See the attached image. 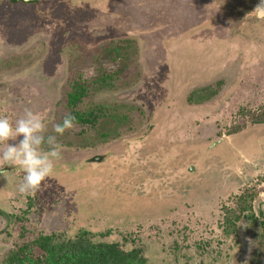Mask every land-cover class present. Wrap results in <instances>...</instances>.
Returning a JSON list of instances; mask_svg holds the SVG:
<instances>
[{
  "label": "rangeland",
  "instance_id": "rangeland-1",
  "mask_svg": "<svg viewBox=\"0 0 264 264\" xmlns=\"http://www.w3.org/2000/svg\"><path fill=\"white\" fill-rule=\"evenodd\" d=\"M52 1L46 0L41 7L29 6L31 12L37 8L38 14H27L28 20L23 13L15 17L10 10L8 16L0 15V116L19 118L28 108L44 120L46 134H54L52 125L69 114L65 106L73 77L86 94L79 112H92L97 120L93 125L74 124L71 130L57 136L63 149L74 152V160L69 150L62 149L61 158L54 161L53 171L47 177L55 180L47 181L48 194L44 191L43 198L48 204L50 192L57 191L61 200L63 191L56 187L71 186L74 174L86 169L84 164L97 169L95 175L100 176V169L111 161L110 157L116 160L123 153L117 159L115 175L110 170L109 182L113 183L115 177L121 179L118 186L111 183L100 189L98 185L91 186L94 182L88 183V195L84 190L77 196L70 193L71 202L74 195L75 203L63 206L66 213L58 206L55 213L43 207L36 190L22 194L21 200L19 196L11 199L12 207L5 206L0 198L4 211L13 213L7 222L0 218V232L4 230L0 236V264H8L6 257L11 250L42 236H53L55 243L85 238L95 244H117L126 252L140 250L145 264H264L263 206L258 199L255 209L242 208L243 200L251 192H264V178L259 176L262 164L257 163L254 172L226 178L228 171H237L249 159L245 155H259V146L247 137L206 150L248 125L249 110H254V117L262 119L264 115V63L253 65L251 73L249 66L239 70L237 64L223 73L218 67L225 62L206 48L208 41L214 50L221 49L222 56L238 54L228 45L233 32L228 19L237 23L238 18L226 17L217 26L216 0H146L143 4L142 0H107L105 4L99 0H75L73 4ZM61 2L64 4L60 5ZM45 3L52 4L53 9L49 10L52 5L44 7ZM93 5L108 12L104 20L100 21V9ZM16 6L12 7L23 8ZM57 6L59 9L55 10ZM167 8L173 9L172 16L161 19L164 15L160 10ZM226 12L229 13L227 9ZM67 14L71 15L74 27L83 20L81 14L89 15L91 22H95L89 24V20L84 24L87 32L81 28L67 32ZM254 17L246 27L252 29L258 23L264 32V20L256 22ZM6 21L7 28L3 26ZM207 24L219 28L217 38ZM60 27L64 30L56 36L54 29ZM136 35L139 38L132 40ZM259 37L264 38V33ZM251 42L257 46L254 40ZM198 44H202L201 49L205 45L202 51L191 49ZM240 72L238 89L242 94L229 95L230 74L239 76ZM3 76L8 79L4 81ZM209 82L212 85H204ZM248 87L252 93H247ZM216 90L219 92L213 97ZM248 106L254 109H247ZM148 142L151 149L156 143V150L160 144L170 145V155H178L175 162H184L198 145L194 162L200 169L195 174L202 180L197 184L190 180L188 184L185 177L180 179L182 174L169 173L166 181L171 185H166L165 173L156 170L161 178L154 175L147 183L156 191L144 196L142 193L148 190L141 191L138 184L147 180L148 173L141 164L148 156L136 157L135 151ZM175 144L180 147L173 150ZM233 150L240 152L225 167L224 158L230 157ZM96 157L106 160L100 166L92 165L89 161ZM125 161L128 168L124 167ZM260 161H264V155ZM16 167L14 171L19 175ZM123 170H127V175H123ZM215 180L220 189L212 195L211 188L217 186L208 184L209 188L206 181ZM13 183L14 180L11 187L17 189ZM160 197H164L165 203L157 204ZM140 199L150 200V206ZM178 202L180 205H176ZM173 203L174 212L170 214ZM255 216L259 218L256 220Z\"/></svg>",
  "mask_w": 264,
  "mask_h": 264
},
{
  "label": "flooded vegetation",
  "instance_id": "flooded-vegetation-1",
  "mask_svg": "<svg viewBox=\"0 0 264 264\" xmlns=\"http://www.w3.org/2000/svg\"><path fill=\"white\" fill-rule=\"evenodd\" d=\"M57 1L58 0H56V2ZM99 1L101 3H103V4H105V2L107 0H99ZM133 1H136V0H133ZM137 1L139 3V0H137ZM145 1L146 0H142V3H140V4H143V2L145 3ZM44 2H46V0H37V1H34V2H26L25 0H0V9L2 10V11H0V15L3 13L2 16H5V15L8 16V13H9V10H10L11 11L10 12L11 14H13V15L15 14L16 15L15 17H17V15L23 13L24 14V17H26V19L28 20V16H26L27 14H30V15L31 14H38V13H35V12H37V10H36L37 8L36 9H33L34 12H31L29 6L41 7L42 6L41 4H43ZM56 2H55V0H53L52 1V4L53 3H56ZM68 2H70L71 4H73L76 1L75 0H65L64 1V3H66V4ZM259 2H260V0H216V2H215L216 8H217L216 10H217V12L219 14L218 19H216V21L218 22L217 23V26L222 23V20L225 21L226 17L231 18L232 16H234V17L238 18V22L237 23L236 22H231V20L228 19V21H229L228 22V27L231 28V29H233V32L230 35V40H228V42H229L228 45L231 46L233 48V50L235 52H237L238 54L234 53V55H231V56L230 55H228V56H222L220 54L221 49L220 50H214L213 47L211 45H209L210 43L208 41L206 42L207 45L205 43L206 48L208 50L210 49V51L215 52L216 58L220 59L219 61H224L225 62V65H223L222 67H218L220 70H222L223 73H225L231 66H235L236 64L238 65L239 70L240 69L241 70H246V68H248V66H249V71L251 73V68L253 67V65H258V64H263L264 63V38H260V37L257 38L258 35H263V33H264V32H262L261 25L257 23V24H255L256 26L254 28H252V29L246 27V23L247 22L248 23H251V21H252V20H249V19L252 16H255V13L252 12V11L259 4ZM62 3L63 2H61L60 5ZM151 3H152V0H151ZM169 3H172V1H170ZM17 4L22 5L23 8L21 9V8H13L12 7V6H16ZM50 6H49L48 3H45V6L44 7L48 8ZM93 6L100 9V14H99L100 21L104 20L105 17H107L108 12L106 10L102 9L103 7H99L98 5H93ZM16 7H18V6H16ZM52 9H53V5H52V7L49 10H52ZM56 9H59V7L57 6L55 8V10ZM226 9L229 11L228 14H231V16H229L227 14ZM40 10H42V9H40ZM69 11H70V9L68 10V12ZM160 12H161L162 15H164V16H162L161 19H163L165 17H169L170 18L172 16V14H173V9H168L167 8V9L164 10L165 13L161 9ZM48 13H49V11H48ZM141 14L142 13H140L139 15H141ZM139 15H138V17L140 18ZM70 16L71 15H68L67 14V17H65L66 18V21H67V27H66L67 28V30H66L67 32H70V31L73 32V28L74 29L81 28V29H84L85 32H87V29L88 28L86 29V27H84V24H85V26L88 24V22L90 20L89 15L88 16H85L84 14H81V16H83L84 18H83V20L81 19V23L79 25H77L76 27H74L73 24H72L73 22L70 21ZM4 18L6 20V17H4ZM110 19L113 20L114 17H112ZM254 20H256V22H257L260 19H257L256 16H255L254 17ZM262 20H264V19H262ZM1 21H2V19L0 20V24H1ZM206 21L209 22V20H206ZM56 22L59 23L58 21H56ZM93 22H95V21H93ZM93 22H91V20H90L89 24H92ZM8 25H9L8 24V21H6L3 24V26H5V28H7ZM207 25H209V24H207ZM0 26L2 28V24ZM100 26H102V23H101ZM216 27H211L209 29V30L213 31V33L215 35V38L218 37V30L217 29H219V28H216ZM46 28H50V26L48 24H46ZM63 28L64 27H62V28L60 27V28L54 29L57 32V35L56 36H58L60 33L63 32V30H64ZM89 28H90V26H89ZM49 32H50V29L47 30V33H49ZM128 35H131V34L129 33ZM204 37H206V36H204ZM136 38H139V35L138 36L136 35V37L135 38H132V40L133 39H136ZM252 40H254V42H256L257 46L252 45V42H251ZM249 44L252 45V46H250L251 48L248 47ZM201 45L202 44H198L197 46H194L193 45V46H191L192 47L191 49H195V48L196 49L197 48L198 49H201V48H199ZM205 45L202 47L201 51L203 50V48L205 47ZM217 45L219 46L218 43H217ZM61 48H62V46H61ZM251 49L253 50L252 51L253 54H250L249 55V51ZM241 51L245 52V55L244 54L242 55L241 54ZM206 53H209V52H206ZM246 53H248V55ZM137 62H138V60H136L135 66H138L137 65ZM139 66H140V62H139ZM225 66H226V68L223 71V68ZM141 68H142V66H141ZM211 69L216 70L215 68H211ZM241 73L242 72H240L239 76H236V74L234 76L232 74H230V77H231L232 80L229 82L228 94L229 93L230 94H234L235 93V95L236 94L237 95L242 94V91L240 92V90L238 89V87L239 88L241 87L238 84V83H240L239 82V78H240ZM245 73H244V76H245ZM248 73L249 72L247 71V74ZM144 74H146V72ZM192 76H194V75H192ZM110 78L111 77H109V79ZM234 78H236V79H234ZM1 79H3L4 81H6V79H8V77L6 78V77L3 76ZM73 79L74 78L72 77V84H71L72 86L71 87H73V83L75 82V81H73ZM217 79L218 78H216V80ZM194 80L196 81V79H194ZM219 81L220 80L218 79V81H217V84L218 85H219ZM212 82L205 83L204 85H206V84L207 85H210ZM245 82H243V83H245ZM136 85H137V83H136ZM131 87H132V90H133L134 85L131 86ZM250 87H248V91L246 89V91H247L248 94L249 93H252V91L250 90ZM72 91L73 90L71 89V91L69 92V94ZM237 91L239 93H237ZM217 92H219V91L216 90L215 93H212V96L213 97L216 96V93ZM69 94H68V98H69ZM68 98H67V101H66L67 104L65 106V109L68 111V113H70L71 115H73L75 117V113L68 106ZM84 98L82 99V101L84 100ZM0 105H1V103H0ZM78 109H79V107L76 108L75 110L76 111H79ZM247 109H254V106H248ZM249 111H248L249 112L248 114H250L251 117H250V121H249V124L248 125H245V127H243V128L237 129L231 135L224 136L218 142H215L214 144H212V146L206 147V150L212 149L213 147L216 149V148H218L220 146H223V144L226 143V141L228 143H236V142H238L240 140H246L247 137L252 138V143H253L254 146H259V147H257V149L260 150V154L259 155H255V154H253V155L252 154L251 155H245L244 154L245 157L246 158H249V159H245L244 163H242V165L240 166V168L238 167L236 169L237 171H231V170L228 171V173H227L228 176H226V178L227 177H239V176H241V174H246L247 171H251V170H253V172H254V170H256L257 163L262 164V167L260 169L262 174H259V176H260V178H262V177L264 178V173H263V170H264V161H260L261 158H263V155H264V115H261L263 117L261 119L259 117H254V115H255L254 110H249ZM248 114H246V117L248 116ZM89 115H91V116H89ZM89 115H87V119L90 122H88V123H82V124H92L93 125V123L96 122V120H97L96 116L92 112H90ZM8 118H9L10 121H14L17 117L15 119H13L12 118V115H11ZM75 124H79V123H76L75 122ZM233 139H237V141H233ZM256 140H257V143H256ZM149 143L150 142H148V144H145L144 145L145 147L143 146V148H141L142 147L141 146L140 149H142V150L138 149V150L135 151V154H137L136 157H138V154L141 155V156H144V157L145 156H148L145 159L146 160L145 162H143L142 164H141V162L139 163V166L141 164L142 167L145 168V170H144L145 174L148 173V175L146 176V179L147 180H140V182L138 184V186L141 185V187H142V190L141 191L148 190L147 192L142 193L144 196L145 195H148V194L152 195V193L154 191H156V189L155 190H151L149 188L148 184H147L151 178L153 179L154 175L156 176L155 178H161V175L160 174H157L156 173V170H161V171L163 170V172L165 173V184L166 185L168 183L171 185V182L166 181L168 179V178H166V175L169 174V173L171 175L182 174V176H180V179L182 177H185V179H183V178L182 179L183 180H186L185 182H187L188 184H191V181L190 180H193L194 181L193 183H195V184H197L199 181L202 180V177L201 176H196V174H195L200 169V168H198L196 166V164L194 162V160H197L196 154H197V146L198 145H195L194 146V152H192L193 150H190V156H188L184 160V162L182 161V159H180V162L179 161L178 162H175L176 159H177V157H178V155H176V154L175 155H170V153L168 151V147L170 145L160 144V147H158L157 150H156V147H155L156 143L152 145V142H151L152 149L149 147ZM252 143H251V145H252ZM187 144L188 145H192L191 143H187ZM262 144H263V146H261ZM177 145L178 144H175L171 148L173 150H175L177 147H180V145H178V146ZM183 146H185V145H181V148ZM63 150L64 151L69 150V152L71 151L69 148H65ZM238 151L240 152V150H237V151L233 150L231 152L232 155L230 157H225L224 158L225 159V167L228 166V163H230V164L232 163L231 162V157L234 156L236 153H239ZM148 152H150L151 155L147 154ZM71 155L74 157V152H70V157H72ZM122 155L124 156L123 153H122ZM122 155L119 154V156L117 157V159L118 158H122L121 157ZM168 155H170L171 157L168 158ZM113 156H115V155H113ZM73 157H72V159H73ZM139 158L140 159H143L141 157H139ZM117 159L116 160H113V158L110 157V160L111 161L109 163L108 162L107 163L110 164L111 166L110 167H107L108 166V164H107L104 167L105 169L104 168L100 169L101 170L100 171V173H101L100 176H98V175L96 176L95 175V174H97V169H92L90 167V164H84L83 167L86 165V169L85 170H87V171L84 170L83 173H81V172L78 173V171H77V173L74 174V176H73V178L71 180L72 181L71 182V184H72L71 186L67 187V189L64 188V187H61V188L60 187H56V188H59V189H61L63 191V193H62L63 196L61 197V200L58 199L60 196L56 195V193H58L57 191H54L55 194H53V193L50 192V200H49V203L48 204H46L47 202L43 198V192L44 191H45V195L48 194V191H46V188L48 187L49 184H47V183H49V182H47V181H51L52 179L55 180V178H53V177H50L48 179L46 178L47 180L45 179L44 181L41 182L40 187L36 190V197L41 200V203H43V207H47L49 211H53L55 213L56 208H57L56 206L60 207V210L61 211H65V209H64L63 206H70L71 204L74 205L73 203H75V201H74L75 196L74 195H73V201L71 202V198H70L71 194H76V196H77V194L79 192H82V190H84V192H85L84 194L85 195H88V193L86 191V188L90 186L89 184L91 182H94V184H92L91 186H96L97 187V185H98L99 186L98 189L107 186V184L110 185L112 183V182H109V179H111L110 177L112 176L110 170H112V173H114V175H115L116 170H117V163H116L117 162ZM140 159H138V160L140 161ZM104 160H106V158ZM125 160H127V159H125ZM103 161H100V158L96 157L94 160L89 161V162L92 165L100 166V165L103 164ZM114 162H115V164H114ZM124 167L128 168V162L125 161ZM126 168H123V169H126ZM16 169H17V167H16ZM8 170H9V172L7 173V179L1 178V180H0V198L4 201V205L5 206L6 205H9V204L11 206V201L10 200L11 199H16L17 196H19V199L20 200L22 199V194L19 193L17 191V189L13 188V186L11 187V185H12V182L14 180V183L13 184L17 188V185L23 179L19 175L22 176L23 175V172H22V170L20 168H18L17 170L20 171V174L18 173L19 175H16V171H14L12 169H8ZM192 170H195V171L192 172ZM126 171L127 170H123V175L124 176L127 175V174H125ZM183 174H184V176H183ZM9 177L12 179V181H11V179ZM204 177H205V175H203V178ZM49 179H51V180H49ZM114 179H115V181H113L112 184L114 186L115 185L118 186L119 181H120L121 178L117 179L115 177ZM216 180L215 181H208V182L206 181L207 186H208V184H214V185L217 186ZM97 182H98V184H97ZM185 182H183L182 184L185 185ZM77 183H81V185H76ZM125 185H126V182H125ZM209 188H211V187H209ZM59 189H57V190L59 191ZM211 189H212L211 193L213 195L214 194L213 192L216 191L217 189H220V187H218V186L217 187H212ZM124 191L127 192L128 189H126ZM194 191L196 193H198L196 188H195ZM6 194L9 195V198H7ZM10 194H13V195L10 196ZM143 197H141V198H143ZM78 199L80 200V202L81 201L82 202L84 201V200H81L80 198H78ZM163 199H164V197H162V198L160 197V200H159V202L157 204L165 203V202L162 201ZM258 199H260V201H261L260 204H261V206H263L262 207V210H264V192L255 193V194H253V192H251V195L247 196V198L243 200L245 206L242 207V208H245L246 211L252 210L253 208L255 209L254 206L257 203V200ZM141 200L142 199H140V201ZM148 202H151V201L150 200H147L145 202L143 201V203H147L148 206H150ZM180 203L181 202H178V203H176V205H178V204L180 205ZM174 204L175 203H173V205L171 207V210L169 211L170 214H172L174 212L173 211ZM51 206H53V208H51ZM67 209L69 210L70 208H67ZM65 213H66V211H65ZM260 213L262 214L261 211H260ZM10 215H13V213L11 211H9V210L8 211H6V210L4 211L3 206H1V203H0V218H3V220H5L7 222L8 218L10 217ZM257 217L259 218V216H257ZM257 217L255 216L256 220L258 219ZM7 225H8V223L5 225V228H6ZM2 231H4V230H2ZM2 231L0 232V236H1ZM2 236H3V234H2ZM51 237H53V236H46V237L42 236V237H40V238H38L36 240H33V242H31V243H26L24 245H21V246L17 247L16 249L11 250L8 253L7 257H6V260L9 258L10 255H13V254H21V253L23 254L24 253V254L30 255L31 253H41V249H40L39 246L42 243V241H45L47 239H51V243H55V241ZM35 256H37V255H35Z\"/></svg>",
  "mask_w": 264,
  "mask_h": 264
},
{
  "label": "clouds",
  "instance_id": "clouds-1",
  "mask_svg": "<svg viewBox=\"0 0 264 264\" xmlns=\"http://www.w3.org/2000/svg\"><path fill=\"white\" fill-rule=\"evenodd\" d=\"M257 19H264V0L252 11ZM75 117L66 114L60 123L52 125V133L46 134V124L39 114L26 108L15 121L0 116V178L7 179L8 169L16 166L23 172L17 191L27 194L37 190L41 182L53 171L54 161L62 155L57 136L71 130ZM46 146V147H45Z\"/></svg>",
  "mask_w": 264,
  "mask_h": 264
},
{
  "label": "trees",
  "instance_id": "trees-1",
  "mask_svg": "<svg viewBox=\"0 0 264 264\" xmlns=\"http://www.w3.org/2000/svg\"><path fill=\"white\" fill-rule=\"evenodd\" d=\"M69 94L68 106L75 113L76 123H88L87 115L76 111L86 96L85 89L74 82ZM91 116V115H89ZM41 253L13 254L7 259L9 264H145L140 250L126 252L117 244L92 243L82 238L75 241L51 243V239L42 241ZM37 256H35V255Z\"/></svg>",
  "mask_w": 264,
  "mask_h": 264
},
{
  "label": "water",
  "instance_id": "water-1",
  "mask_svg": "<svg viewBox=\"0 0 264 264\" xmlns=\"http://www.w3.org/2000/svg\"><path fill=\"white\" fill-rule=\"evenodd\" d=\"M26 2H34V1H37V0H25Z\"/></svg>",
  "mask_w": 264,
  "mask_h": 264
}]
</instances>
